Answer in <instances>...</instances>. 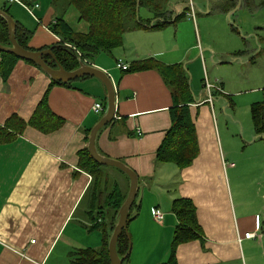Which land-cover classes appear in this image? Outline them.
I'll return each instance as SVG.
<instances>
[{
  "label": "crops",
  "instance_id": "0c3cea01",
  "mask_svg": "<svg viewBox=\"0 0 264 264\" xmlns=\"http://www.w3.org/2000/svg\"><path fill=\"white\" fill-rule=\"evenodd\" d=\"M5 1L18 4L35 21H41L37 16L41 8L39 0ZM247 1L250 0H225L217 7L224 11L237 2ZM258 1L263 4L264 0ZM203 2L205 5H201ZM206 2L167 0L162 15L148 6H140L138 14L146 26L123 34L122 45L114 48L113 63L102 59L103 52L91 62L108 73L116 94L115 116L97 132L96 149L103 156L124 162L138 176L135 205L128 222L133 243L124 264H134L133 246L147 241L146 229L151 223L158 224L157 243L139 263L160 264L169 260L178 224L171 205L177 198L193 202L202 234L201 238L176 247L175 264H264V141H244L253 154H238L233 160L231 155L237 151L238 142L227 141L226 135L223 138L219 125L221 118L228 115L217 116L214 111L215 104L220 111L235 105L233 96L225 92L228 84L224 78L216 82L203 78L201 87L196 81L197 77L208 75L205 51L213 59L228 51L233 60L244 51L240 49V41L228 35L223 25L209 28L208 35L202 37L194 14H211L210 2ZM5 5L0 0V8L4 10L8 7ZM206 7L209 11L205 13ZM61 13L75 31H88V23L80 20L73 6L65 4ZM9 14L17 24L30 30L24 17L10 8ZM160 18L169 23L156 29L153 25ZM187 25L193 38L182 42L179 31ZM231 30L239 33L234 27ZM51 35L52 40L45 42L34 41L32 34L28 46L35 50L48 48L59 39ZM218 46H223V50ZM118 59L129 66L146 59L168 65L181 63L190 72L194 101L189 110L198 143V153L190 164L178 168L172 162L157 159V150L171 126L173 106L171 89L164 78L156 69L124 72L115 66ZM51 80L42 69L18 60L6 82L0 76V124L12 114L27 121ZM206 81L220 89L208 91ZM72 86L55 84L49 89V107L64 119L58 130L43 133L27 126L17 140L0 144V264H72L74 252L99 248L104 231L118 222L111 207L103 206L100 214L97 207L93 208L92 176L78 164V152L88 143L85 132L101 118L102 112L93 111V105L99 102L104 110V84L96 77H85L76 79ZM263 99L264 95L254 102ZM250 117L254 137L261 138L264 132L256 133L251 109ZM233 122L239 123L236 119ZM103 177L104 188L110 190L117 184L126 190L127 178L115 167L103 169ZM249 189L263 199L262 204L255 198L253 204L249 203ZM163 194L168 196V204L162 202ZM156 208L163 213L161 221L154 218ZM133 231H140L136 241ZM248 232L253 236L246 237Z\"/></svg>",
  "mask_w": 264,
  "mask_h": 264
},
{
  "label": "trees",
  "instance_id": "16d2710c",
  "mask_svg": "<svg viewBox=\"0 0 264 264\" xmlns=\"http://www.w3.org/2000/svg\"><path fill=\"white\" fill-rule=\"evenodd\" d=\"M66 6H73L80 14V20L88 23L87 32L75 31L64 19L56 17L49 23L48 30L59 39L51 44L53 56L49 53L43 55V59L52 67H57L58 61L66 70H75L81 63H90L101 53H110L114 48L122 45L123 34L126 31L146 26L138 14L140 6H148L162 15L167 0H64ZM27 3V2H26ZM264 4V1H263ZM6 6V5H5ZM9 13V8L4 7ZM153 25L156 29L164 28L169 22L157 19ZM18 43L30 50L28 40L32 31L18 23L15 29ZM0 44L11 46L8 37V25L4 17L0 15ZM18 56L10 52L0 51V76L4 82L10 76ZM24 60V59H23ZM39 69L38 65L29 60H24ZM156 69L171 89L173 106L170 108L171 126L165 138L157 150V159L160 162H172L178 168H182L192 162L198 153V143L194 122L190 115L189 104L194 101L190 87V78L186 68L181 63L163 64L153 59H146L132 63L124 72ZM92 77L82 76L80 78ZM77 78V79H80ZM51 80L44 95L36 105L31 117L26 121L17 114H12L3 124H0V144L17 140L27 126H31L43 133L58 130L64 119L52 112L48 104V93L52 85H66L72 88V82ZM105 88V86H104ZM106 90V89H105ZM107 107V92L105 91V106L101 113L105 114ZM251 116L256 133L264 132V99L251 104ZM91 129L86 130L85 141ZM78 164L81 169L92 176L93 208L102 210L103 206H109L119 215V209L128 195L130 180L128 175L117 169L127 178V188L121 190L116 184L108 190L104 188L103 169L107 166L95 161L88 153L87 147L78 152ZM135 205V200L132 207ZM130 208L129 213L132 210ZM171 210L175 214L178 224L173 233L172 246L169 260L160 264H175L176 247L184 242L201 238V228L196 218V208L193 202L187 198L173 200ZM92 212V210L90 211ZM131 217L129 216L128 222ZM117 223L109 230H105L102 236V244L99 248H86L77 250L72 254V264H110L108 245ZM101 226V225H100ZM131 240L126 231H123L117 241V251L124 261L130 256ZM124 264V262H123Z\"/></svg>",
  "mask_w": 264,
  "mask_h": 264
},
{
  "label": "rangeland",
  "instance_id": "374dc122",
  "mask_svg": "<svg viewBox=\"0 0 264 264\" xmlns=\"http://www.w3.org/2000/svg\"><path fill=\"white\" fill-rule=\"evenodd\" d=\"M39 1L41 3V8L37 16L40 17V22L35 21V17L29 14L23 8L19 7L18 4H9L5 0H1V3L3 4L5 2L12 12L17 13V15H20L26 19L29 29L34 32V41L45 40V42H48L49 39L52 40V35L51 32L47 30V27L49 26L52 18L58 17L62 14L61 12L65 9V1ZM45 1H48V3L45 4ZM206 1L210 2L211 14H194V19L199 20L200 33H202V37L205 38V34H207L209 28L223 25L224 28L228 30V35L231 37H236L240 41V49L244 50L234 60L231 55L229 56V54H227L228 51L225 54L219 51L220 53H218L214 59L211 57V55H209L208 51H205L206 56L208 55V75L207 77H197L196 79L200 87L202 85L203 78H207L211 82L221 81V78H224L228 84V86L225 87V92L230 94L231 97L233 96L232 100L235 103L236 108L235 105H233L232 108L228 107L227 111L223 109L220 111L218 105L215 104L214 111L217 116H220L222 113L228 115L225 118H221L219 125L223 138L226 135L227 141L238 142L237 151L231 155L232 159L235 160L239 157L238 154H242L244 156L253 154V150H249V145H245L244 141H264V136L261 138L258 135V138L254 137V129L250 117V104L254 101L260 100L264 95V42L262 41L264 38V5L258 0H250L243 2L242 4L237 2L235 6L230 7L228 10L222 11L217 6L220 2H224L225 0H219L217 3H215L213 0ZM175 2H179V0H172V3ZM208 2H206V4ZM201 5H205V2L201 3ZM207 11H209V7H206L205 13ZM148 15L152 16L153 14L149 13ZM190 19L192 20L193 18L191 17ZM231 27L237 29L239 33H232ZM179 37L182 42L183 40L189 42L193 38V34L191 33L190 27L188 25L185 27V29L183 28L179 31ZM257 37L260 38L259 42L257 41ZM223 48V46H218L219 50H223ZM115 49H113L110 54L103 52V54H101L102 59H106L113 63V54ZM253 60L255 62H253ZM95 62H97V60ZM188 74L190 78L191 76L189 71ZM236 92L240 93H237L236 95ZM234 109L235 111H233ZM234 119L239 121L237 125L233 122ZM241 145H245L243 149H241ZM171 167L175 168L173 164ZM247 194L251 196L249 203H254L253 198L261 202V204L263 203V199L257 195L256 191L249 189ZM162 199L164 204H168V196L163 194ZM161 208L163 210V207ZM157 225L158 224L156 223H151L149 225L150 228L146 229V235L149 237L147 238V241L137 245L134 244L133 251L131 250L132 261L134 264L142 263L144 261V256L149 255L155 248L158 236ZM133 232L134 240L136 241V235L140 231ZM128 233L130 235L131 248L133 241L131 238V232L129 230ZM166 260L167 257L165 261Z\"/></svg>",
  "mask_w": 264,
  "mask_h": 264
},
{
  "label": "water",
  "instance_id": "95a60500",
  "mask_svg": "<svg viewBox=\"0 0 264 264\" xmlns=\"http://www.w3.org/2000/svg\"><path fill=\"white\" fill-rule=\"evenodd\" d=\"M0 15L4 17L8 25V37L11 43V46H3L0 44V51L10 52L15 54L21 59L29 60L38 65L42 71H44L52 80L69 82L74 79L80 78L82 76H92L99 79L105 86L107 92V109L105 114L99 119V121L91 128L90 134L88 137L87 150L89 155L97 162L105 165L116 167L123 172H125L130 180V187L128 195L123 205L119 209L118 222L113 230L111 235L108 251L110 264H122L123 258H121L117 251V241L119 236L123 231H126L128 234V218L129 211L132 207V204L135 200L137 190H138V176L130 167H128L124 162L106 157L101 155L95 146V139L97 132L106 124L112 121L115 116L116 111V94L113 81L111 80L108 73L103 69L91 65L89 63H81L80 66L75 70H66L64 67L57 61V67L50 66L44 59L43 55L49 53L53 56L52 47L38 50H30L21 46L15 34V29L17 27V22L13 17L0 8ZM54 57V56H53Z\"/></svg>",
  "mask_w": 264,
  "mask_h": 264
},
{
  "label": "built area",
  "instance_id": "2783aa9c",
  "mask_svg": "<svg viewBox=\"0 0 264 264\" xmlns=\"http://www.w3.org/2000/svg\"><path fill=\"white\" fill-rule=\"evenodd\" d=\"M10 2H13V1H15V0H9ZM36 6H38L37 4H36ZM116 66L118 67V68H120L121 70H126V69H128V67H129V64L128 63H125L123 60H121V59H118L117 61H116ZM205 86H206V88L208 89V91H210L212 88H216V89H220L218 86H216V85H214V84H212V83H210V82H208V81H206V83H205ZM102 110H103V106H102V104L101 103H99V102H96L94 105H93V111H95L96 113H101L102 112ZM153 214H154V218L157 220V221H161L162 219H163V213L159 210V209H154L153 210ZM245 236L246 237H250V236H253V234L252 233H246L245 234Z\"/></svg>",
  "mask_w": 264,
  "mask_h": 264
}]
</instances>
